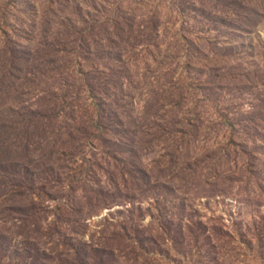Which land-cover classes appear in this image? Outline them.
Returning <instances> with one entry per match:
<instances>
[{
    "label": "rangeland",
    "instance_id": "1",
    "mask_svg": "<svg viewBox=\"0 0 264 264\" xmlns=\"http://www.w3.org/2000/svg\"><path fill=\"white\" fill-rule=\"evenodd\" d=\"M0 264H264V0H0Z\"/></svg>",
    "mask_w": 264,
    "mask_h": 264
}]
</instances>
